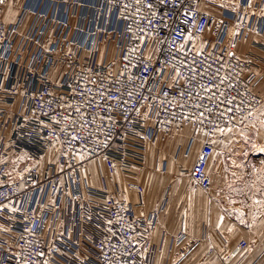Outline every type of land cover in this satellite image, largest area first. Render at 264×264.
Returning <instances> with one entry per match:
<instances>
[{
  "label": "built area",
  "instance_id": "obj_1",
  "mask_svg": "<svg viewBox=\"0 0 264 264\" xmlns=\"http://www.w3.org/2000/svg\"><path fill=\"white\" fill-rule=\"evenodd\" d=\"M49 1L23 7L12 23L3 13L18 0L0 4V132H10L0 138V264H153L143 249L159 210L138 215L81 174L93 160L110 175L131 173L143 167L147 142L190 127L204 135L190 175L208 191L216 136L247 130L264 104L254 62L236 53L239 41L264 35V0H54L66 6L60 19ZM80 7L111 13L119 28L74 29L69 17ZM103 36L118 47L116 68L99 61ZM19 99L22 109L6 119ZM53 149L57 158L42 171L32 164L21 178L9 176L11 154ZM67 191L94 237L79 242L61 225ZM247 246L240 241L225 263ZM83 251L90 256L81 259Z\"/></svg>",
  "mask_w": 264,
  "mask_h": 264
},
{
  "label": "crops",
  "instance_id": "obj_2",
  "mask_svg": "<svg viewBox=\"0 0 264 264\" xmlns=\"http://www.w3.org/2000/svg\"><path fill=\"white\" fill-rule=\"evenodd\" d=\"M42 1L18 0L17 5L5 8L3 20L12 23L23 7L34 11ZM46 9L58 19L66 13L64 3L54 0L49 1ZM69 23L74 29L119 28L111 13L102 16L99 11L86 7L75 9ZM26 31L27 25L21 28V34ZM263 41L264 35L239 41L236 53L254 62L258 75L256 90L264 98V49L257 46V42ZM98 51L100 62L114 63L118 57V47L104 36L99 40ZM113 67L116 68V63ZM58 74L52 71L53 78ZM20 109L19 99L10 107L6 119ZM9 134L7 127L0 132V138ZM203 141V134L196 135L192 128L186 127L147 142L142 168H133L131 173L118 169L110 175L104 161L93 160L81 176L88 186L106 189L131 203L138 215L149 216L159 210L148 245L143 249L144 258L153 264H264V153L258 151L264 147V104L257 109L256 119L247 130L231 131L222 138L216 136L207 168L211 180L208 191L202 190L190 175ZM56 158L55 149L38 158L13 153L8 159L7 172L11 177L21 178L29 165L37 164L42 171ZM130 181L139 183L143 190L129 188ZM69 195L67 191L61 225L68 226L70 238L79 242L85 237H94V227L85 219L77 218V203H70ZM5 229L0 222V235ZM180 234L186 237L178 243ZM242 240L248 243L247 248L225 263L230 250ZM192 243L196 245L183 256L181 250ZM86 256L90 253L83 251L80 258Z\"/></svg>",
  "mask_w": 264,
  "mask_h": 264
},
{
  "label": "snow or ice",
  "instance_id": "obj_3",
  "mask_svg": "<svg viewBox=\"0 0 264 264\" xmlns=\"http://www.w3.org/2000/svg\"><path fill=\"white\" fill-rule=\"evenodd\" d=\"M3 3H4V0H0V4H3ZM209 111H210V109H209ZM201 115H203V114L201 113ZM221 115H223V113H221ZM219 131L223 134L225 132V129L224 128H219ZM227 131L228 132H231L232 129L231 128H228ZM73 139H76V137H73ZM258 151L261 152V153H264V147L259 148ZM257 203H261V202L260 201H257ZM241 223H244V221L241 220Z\"/></svg>",
  "mask_w": 264,
  "mask_h": 264
}]
</instances>
